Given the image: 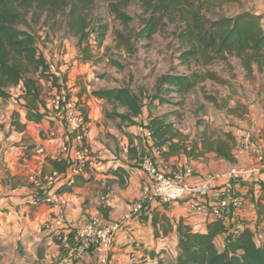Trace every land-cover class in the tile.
Masks as SVG:
<instances>
[{
    "label": "crops",
    "instance_id": "1",
    "mask_svg": "<svg viewBox=\"0 0 264 264\" xmlns=\"http://www.w3.org/2000/svg\"><path fill=\"white\" fill-rule=\"evenodd\" d=\"M90 42L95 46V41ZM105 45H112L109 33L104 45L94 48V59L88 61L83 60L78 39L65 33L51 34L41 47L52 64V71L64 77L60 80L62 87L66 88L71 98L78 100L87 112L90 128L86 140L98 158L83 174L86 181L80 180L73 187L63 191L68 200L67 204H32L31 199L41 197L42 190L30 180L33 175L42 178L52 171L49 159H53L60 152V144L65 135L64 126L54 118L48 117L41 122L28 121L26 109L22 106L19 112L22 123L26 124L25 129L16 130L12 123H5L4 127L0 128L3 130L0 132V158L3 166L10 172L9 177L11 176L6 182L0 170V264H38L44 257H48L47 253L60 246L53 238L61 239L62 234L59 233L64 232L65 241L69 231L77 230L94 215H101L109 220H125L132 211V203L140 197L144 183L149 179L140 161L147 152L167 175L190 167L193 169L189 178L191 184H204L212 178L213 188L229 181L228 174L234 166L250 170L244 181H231L242 186L237 187L238 192L239 189L249 191L248 199L242 209L231 213L225 220L228 231L218 236L217 242L223 241L221 248H225L229 230L238 219L264 240V169L260 174L251 171L255 158L239 143L244 131L240 127L249 129L248 125L245 126L247 122H243L247 117V121L252 123L250 127L258 138L257 141L264 148V111L259 104L260 98L256 97L254 101L248 102V106L243 101L238 102L246 106V111L243 116H236L243 124L239 130H228L232 131L237 140L234 162L218 157L215 152H207L198 159L185 153L165 158L162 151H157L156 142L149 141L141 130L142 125L149 123L152 114L150 111L153 115H159L154 114V106L146 101L140 116L135 119L136 122L126 124L122 123L119 117H114L112 113L115 105L108 98L95 94L99 90L120 87L122 85H115L124 81L123 77L118 79L122 75L116 68L109 69L110 74L105 73L106 69H103L102 64L106 57L100 59L104 56ZM48 84L49 88H45V91H48V95H54L58 91L57 88H53L49 82ZM243 85L240 83L238 86L240 88ZM17 90L22 93L20 87ZM10 93L12 99L19 97L18 94ZM19 100L25 103L22 98ZM48 100L50 108L51 99ZM118 111L125 112L126 108L119 107ZM180 129L187 133L181 127ZM50 131H55L56 135L51 137ZM40 148L44 149V153L38 152ZM62 157L68 159L69 166L67 171L62 173L58 186L69 176L75 148L72 147ZM147 206L142 214L126 220L124 227L117 233L114 248L110 253V264H175L179 252V223L183 221L195 230L204 231L207 223L215 220L211 215L194 213L188 200L170 205L152 202ZM52 219L63 220L60 232L45 227V223ZM166 228L169 229L167 232ZM133 240L145 244L147 249L136 250L132 244ZM55 255L58 264H98V254L95 252L81 261H70L60 251Z\"/></svg>",
    "mask_w": 264,
    "mask_h": 264
},
{
    "label": "trees",
    "instance_id": "2",
    "mask_svg": "<svg viewBox=\"0 0 264 264\" xmlns=\"http://www.w3.org/2000/svg\"><path fill=\"white\" fill-rule=\"evenodd\" d=\"M96 1L0 0V97L10 98V89L20 87L28 121L41 122L45 117L53 119L51 114L47 116L51 112L48 99H52L56 93L66 99L71 95L60 83L64 77L52 71V64L44 50L38 48L35 35L19 25L29 17L32 24L45 27L47 39L51 34L63 30L65 34L78 39L83 60H93L94 48L104 45L109 31V24L92 12ZM131 1L109 0L112 15L122 23V30L117 28L112 45H105L106 57L110 56L108 63L121 73L125 65L113 60V53H123L124 50L128 55H133L138 52L137 42H151L155 34L174 24L178 61L185 71L179 72L178 65H172L169 72L161 74L149 101L143 92L135 91L130 85L96 91V95L108 98L115 105L112 114L119 117L122 123L134 124L146 101L151 106L156 104L155 101L164 103L172 93L180 97L179 103L183 105L187 95L208 81L235 87L233 81L211 68L218 61L236 58L250 78L256 72H264V13L244 9L235 15L219 14L218 10L230 0H138L144 24L137 31L130 27V17L124 11ZM92 35L95 46L90 42ZM41 80L51 83L58 91L47 98L42 94ZM206 99L217 106L216 97L207 95ZM224 106L229 115L243 116L240 108L246 111L242 105ZM119 107L126 108V111L119 112ZM83 112L88 120L84 108ZM150 113L146 127L153 131L156 145L163 149L165 158L185 153L198 159L207 152H215L218 157L235 161L237 140L232 131H222L217 135L204 129L190 144V136L175 121L168 120L169 113ZM20 115L19 111H15L12 116V126L19 131L26 127ZM4 125V122H0V128ZM49 162L52 171L61 173L66 172L69 166L65 157L49 159ZM80 180L86 181L84 175L77 176L75 184ZM67 189L66 186L60 188L62 191ZM168 230L165 229L166 232ZM227 231L228 226L222 219L209 221L204 231L180 222L179 252L175 264H264V240L249 226H245L235 238L230 235L225 248L220 249L217 238ZM59 234L64 240L63 233ZM72 240V237H67L66 241H58L62 253Z\"/></svg>",
    "mask_w": 264,
    "mask_h": 264
},
{
    "label": "built area",
    "instance_id": "3",
    "mask_svg": "<svg viewBox=\"0 0 264 264\" xmlns=\"http://www.w3.org/2000/svg\"><path fill=\"white\" fill-rule=\"evenodd\" d=\"M51 116L59 121L65 129L63 141L60 144V152L53 157L54 160L62 159V155L75 148L74 161L70 167L69 176L65 182L58 186L62 173L57 170L51 171L44 177L33 175L30 177L31 182L40 190L42 196L32 198V204H49L65 205L68 203L61 187L66 186L68 189L75 184V178L83 175L93 162L91 155L93 151L89 146L86 137L89 132L90 124L83 112V107L78 100L72 98L66 99L62 94H55L51 99ZM141 130L145 137L155 142L153 131L142 125ZM55 131H50V136L54 137ZM240 146L249 150L254 158L255 163L251 168L256 174H260L264 169V148L262 144L253 137L250 130H244L240 138ZM71 145H73L71 147ZM157 146V145H156ZM157 151H162L157 146ZM40 153L44 149L40 148ZM141 167L148 173L149 179L144 183L140 197L132 203V211L123 221L109 220L101 215H94L81 225L70 244H67V253L65 257L70 261H81L89 254L95 252L98 254V264H110L111 251L114 248L116 235L124 227L126 220L134 215L142 214L149 203L172 204L178 201L188 200L194 213L211 215L213 219L226 220L231 213L242 209L248 199L249 191L239 189L242 187L235 181H244L245 175L250 171L245 168L232 167L229 171V181L220 187H211V179L204 184H191L190 176L193 169L184 167L176 171L173 175H167L161 170L153 160V157L147 152L141 160ZM236 224L229 230V236L233 238L238 236L246 226L241 220H236ZM63 225L62 219H52L45 223V227L54 230ZM134 248L139 251H145V244L137 240L132 242Z\"/></svg>",
    "mask_w": 264,
    "mask_h": 264
},
{
    "label": "rangeland",
    "instance_id": "4",
    "mask_svg": "<svg viewBox=\"0 0 264 264\" xmlns=\"http://www.w3.org/2000/svg\"><path fill=\"white\" fill-rule=\"evenodd\" d=\"M244 9L264 12V0H230L218 10V13L235 15ZM124 11L130 17V27L139 31L143 27L144 23H142V10L138 0H132ZM92 12L94 15L99 16L101 20H104L109 24L108 33L110 38H112L113 43V38L116 36V29L118 28L122 30V23L112 15L109 0H97ZM19 27L24 30H29L35 35L38 48L44 46V42L47 41V33L42 24H32L30 18L27 17L26 21H23ZM174 29L175 25L169 24L163 31L155 34L151 42H148V40H140L139 43L137 42L138 52L133 55H128L123 49V53H113L112 59L125 65V68L120 74L122 76L118 78L121 79L123 77L124 82H118L115 86L130 85L135 91L143 92L145 94L144 97H146L149 101L151 99L150 96L153 95L150 93H153L156 80L161 74L169 72L172 65H178L177 70L179 72H184V67L180 66L178 61V44L177 40L174 38ZM58 32L59 35H64L63 30ZM91 40H94V35L91 36ZM103 53L104 56L100 59L107 56L106 47L103 49ZM106 59L102 64V67L103 69H106L105 73L110 74L109 69L115 67L111 66L107 62L110 59V56H108V58L106 57ZM105 63H107V65H105ZM211 68L217 71L222 77L233 81L235 83V87H233L234 89L227 85L208 81L187 95L183 105L179 103L180 97L176 93L170 94L167 97L169 100L164 103L155 101L156 104H153L154 114L169 113L168 120L175 121L179 128L181 127L184 131L189 133L188 135L191 136L189 140L190 144H192V140H195L204 129H208L209 132L216 133L217 135L221 134L224 129H227V131L231 129L239 130V127L243 124L237 120L236 115L228 114L227 108L224 104L240 105L238 102L243 101L248 106L250 105L248 102L254 101L257 97L260 98L259 104L263 107L262 111H264V72H256L254 77L250 78L246 76V72L240 66L238 60L234 57H231L228 61H218ZM41 81L43 83L42 94L45 96L47 95L46 97L49 98L51 95H48V91H45V88H49V84L45 80ZM240 83L245 86L243 85L239 88L238 85ZM17 88L18 87L11 88L10 92L18 94L19 97H14L13 99L11 97L7 99L0 97V122H4L6 124L12 123V116L14 112L20 111L19 109L24 106V104L19 100L21 98V94L18 92ZM255 91H258V93ZM207 95H212L217 98V106L206 99ZM12 105H14V107H12ZM240 111L243 115V108H240ZM47 116H50V113H48ZM243 122H247L245 126L248 125L249 129L244 128L243 126L240 127L242 128V131H252L253 137L257 140L258 138H256L254 131L251 130L250 126H252V123L250 120L247 121L246 117ZM2 131L3 130L1 129L0 132ZM91 158L93 159V162L96 163L95 159H98L97 156L92 153ZM141 160L142 159H140V161ZM90 167H92V164ZM0 170L1 174L4 176V180L6 182L9 181L10 172H8L7 167L3 166L2 158H0ZM55 230L59 231V229ZM75 231L76 230L69 231L67 237L73 238ZM59 240L64 241L62 238H53V241H55L56 244H58ZM217 244L221 249L223 241L217 242ZM55 249V251L47 253L48 257H44V259L39 261L38 264H58V262H56L58 254L55 255V253L59 251L62 253V250L60 249V246L55 247ZM66 253L67 250L65 249L63 254L66 255Z\"/></svg>",
    "mask_w": 264,
    "mask_h": 264
}]
</instances>
